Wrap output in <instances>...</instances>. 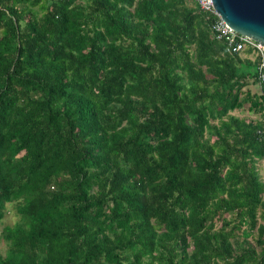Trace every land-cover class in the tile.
<instances>
[{
  "label": "trees",
  "instance_id": "obj_1",
  "mask_svg": "<svg viewBox=\"0 0 264 264\" xmlns=\"http://www.w3.org/2000/svg\"><path fill=\"white\" fill-rule=\"evenodd\" d=\"M210 19L0 0V264H264V85Z\"/></svg>",
  "mask_w": 264,
  "mask_h": 264
},
{
  "label": "water",
  "instance_id": "obj_2",
  "mask_svg": "<svg viewBox=\"0 0 264 264\" xmlns=\"http://www.w3.org/2000/svg\"><path fill=\"white\" fill-rule=\"evenodd\" d=\"M210 3L229 29L264 49V0H210Z\"/></svg>",
  "mask_w": 264,
  "mask_h": 264
},
{
  "label": "built area",
  "instance_id": "obj_3",
  "mask_svg": "<svg viewBox=\"0 0 264 264\" xmlns=\"http://www.w3.org/2000/svg\"><path fill=\"white\" fill-rule=\"evenodd\" d=\"M193 1L200 11L211 17L209 26L214 40L221 41L231 54H241L244 51H249L251 53L250 58L253 56L258 58L256 66L257 82L259 85H264V49L229 29L213 11L210 0Z\"/></svg>",
  "mask_w": 264,
  "mask_h": 264
},
{
  "label": "rangeland",
  "instance_id": "obj_4",
  "mask_svg": "<svg viewBox=\"0 0 264 264\" xmlns=\"http://www.w3.org/2000/svg\"><path fill=\"white\" fill-rule=\"evenodd\" d=\"M250 90H255L254 87L250 86ZM234 115H239L238 112H233ZM242 116V115H241ZM258 175L261 181L264 183V160L258 161L256 164ZM264 197V195H263ZM18 221V216L15 213V204H6L4 209V216L0 221V254L3 255L6 248L4 241L1 239V231L5 226H12Z\"/></svg>",
  "mask_w": 264,
  "mask_h": 264
}]
</instances>
